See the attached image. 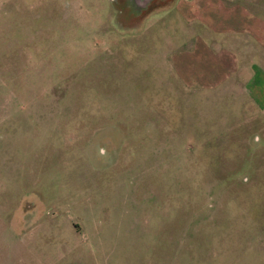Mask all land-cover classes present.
<instances>
[{
  "label": "rangeland",
  "instance_id": "374dc122",
  "mask_svg": "<svg viewBox=\"0 0 264 264\" xmlns=\"http://www.w3.org/2000/svg\"><path fill=\"white\" fill-rule=\"evenodd\" d=\"M251 56L264 0H0V264H264Z\"/></svg>",
  "mask_w": 264,
  "mask_h": 264
},
{
  "label": "crops",
  "instance_id": "0c3cea01",
  "mask_svg": "<svg viewBox=\"0 0 264 264\" xmlns=\"http://www.w3.org/2000/svg\"><path fill=\"white\" fill-rule=\"evenodd\" d=\"M250 58L249 67H251V70L246 66L242 67L243 60L240 64L241 71L243 69L242 75L245 74V82L241 84L243 87L240 92H244L245 96H247L260 112L264 114V68L260 65L261 62L264 64V58L261 59L260 63L257 62L260 58L259 56L256 58L251 56ZM249 70L250 72H248Z\"/></svg>",
  "mask_w": 264,
  "mask_h": 264
}]
</instances>
